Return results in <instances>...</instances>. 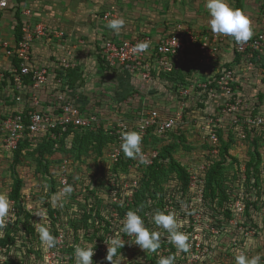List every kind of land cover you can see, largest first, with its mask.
<instances>
[{
    "label": "rangeland",
    "instance_id": "obj_1",
    "mask_svg": "<svg viewBox=\"0 0 264 264\" xmlns=\"http://www.w3.org/2000/svg\"><path fill=\"white\" fill-rule=\"evenodd\" d=\"M187 28L194 33H212L211 30L194 31ZM259 54L260 59H253L250 65L242 60L244 70L253 71V75L244 71L247 78L240 84L239 89L247 99L245 105L255 106L253 114L264 112V87H260L259 94L257 90L258 85L264 86V72L261 70V66L264 68V42ZM192 59V57L185 59L183 68L177 70H185L186 73L179 81L180 83L195 81L199 79V76L204 75L203 71H197V73L194 71L195 55L194 60ZM219 63H221L219 58L211 61L207 71L211 73L219 71L221 67ZM113 77L116 78L118 75ZM130 78L127 73L122 75L120 81L116 78L109 86L113 88L116 83L120 85L125 80L129 82ZM157 78L156 81L163 83L160 86L143 89L130 84L125 88L116 87V91H112L111 88V90L105 89L100 98H95L91 93L84 91L81 95H84L82 103L85 101L97 103V101L102 102L103 99L104 102L109 103L108 108L103 111H106L104 115L100 114L101 109L96 111L97 104H95L97 105L95 110L93 109L95 105L84 107L86 110L96 111L98 119V126L95 124L93 131L97 137H91L87 143L77 141L69 150L44 153V157L31 146L17 153V157L15 154L5 155L0 152V194L6 195L11 204L6 224L14 221L13 226L19 229L17 233H14L15 245L8 249L7 258H13L19 264H75L74 247L76 245L94 247L92 243L94 241L92 257L94 264H110L106 260L107 244L110 243L111 238L118 237L124 244L120 250L121 264H158L161 256H169L172 252L176 256L175 264H236L235 257L241 253L248 257L259 255L260 264H264V223L262 218H259V214H254V210L251 213L244 212L243 216L247 223H237L234 228L230 226L223 233L213 234L212 228L215 229L219 221L218 215L221 213L220 225H227V222L235 224L234 212H230V216L226 217L221 212L219 197H215L213 203L210 202L209 197H206L207 200L203 197L202 201L198 202L194 199L192 191L187 187L182 190L174 174L168 171L159 176L166 193L164 206L158 210L154 199L148 205L147 211L139 207L141 209L139 214L142 218L149 219L150 225H146L148 228L163 231L156 229V226L151 223V215L156 211L175 212L182 224L179 231L189 236L191 245L189 251L178 252L174 246L169 245L166 238H162L163 245L158 250V255L145 253L133 243L134 238L119 231L125 212L138 209L134 204L137 198L135 196L139 193L138 190L146 173V168H141L143 165L139 160L125 157L120 150L121 134L135 131L134 114L140 107V101L144 102L146 107L159 108L163 114L175 111L180 103L184 105L180 123L168 133L167 137L154 139L148 136L143 139L144 152L155 151L157 157L161 153L159 161L163 165L168 166V162L163 159L166 157L184 167L194 168L198 173L204 161L212 160L209 157V144L202 138L201 126L204 116L201 113L203 108L198 103L200 95L202 96L201 89L194 87L188 94H179L178 90L175 91L170 86L168 83L170 81L163 82L162 80H165L163 77ZM164 78L168 79V76ZM107 79L109 78L106 77ZM237 79L240 82L243 81L240 78ZM258 95L261 97L259 98ZM217 117L220 121L216 123L218 126L221 125L215 126L220 128L217 134L221 143L220 151L226 148L224 156L218 153L221 158H224L223 184L228 192H235L240 182L241 168H246L247 160L252 159L258 167V161L264 155V131L253 127H246L245 131L239 127L234 128L235 125L230 120L231 115L220 111ZM122 125H125L124 130L121 129ZM62 158L66 159L68 169L61 172L59 166ZM41 163L47 164V172ZM61 173L65 174L67 184L73 188L70 196L59 193V188H62H58ZM16 179L20 181L17 207L9 196L11 185ZM127 203L128 206H126ZM48 206L52 208V216L49 214ZM24 211L31 215L30 221L34 224L32 234L21 227ZM83 211L91 213L87 224L82 217ZM97 211L101 212V222H95L92 216ZM120 211H122L121 216ZM72 222L78 228L75 233L71 226ZM36 223L50 225L52 235L57 238L55 248L45 250L41 247ZM251 229L255 230L253 235H251ZM94 230H99L101 233L99 240L95 237ZM167 235L165 232L164 236L167 237Z\"/></svg>",
    "mask_w": 264,
    "mask_h": 264
},
{
    "label": "built area",
    "instance_id": "obj_2",
    "mask_svg": "<svg viewBox=\"0 0 264 264\" xmlns=\"http://www.w3.org/2000/svg\"><path fill=\"white\" fill-rule=\"evenodd\" d=\"M15 0H0V10L6 9L10 6V2ZM30 10L26 9L23 13L29 14ZM21 37L16 41L15 47L9 48L4 41H0L2 47L7 48V54H13L18 59V65L6 73H0V85L9 87L12 90L11 99L16 104H27L26 108L8 111L0 110V152L5 155L13 154L22 139L30 138L32 142L36 138L48 134L53 142V150H59L60 135H63L69 128L78 129L90 127L96 124L98 126V119L94 113H87V110H82L80 101L77 97L73 99L68 89L64 88V81H57V89L55 88V106L51 109H42L39 107V99L36 90L44 88L48 81L49 71L46 66H36L31 57V42L33 36L42 35L45 32L43 24H37L30 28L26 24L21 25ZM225 39V36L217 35L215 33H194L186 29L181 33H171L162 37L158 41L153 42L150 37L142 36L134 39H125L120 42L111 39L105 40L101 45L102 57L107 67L111 69H120L125 71L130 76L144 80L145 82H153L160 72L170 73L175 70H180L183 67L185 59L190 55H195V64L197 71H207V67L211 61H216L218 58L219 42ZM150 42V48L147 53L136 55L132 52V48L139 42ZM264 42V34L257 32L253 37L244 44H235L233 42L232 51L234 54H239L248 65L252 64V60L256 59L259 52L262 50ZM60 66L63 68L74 66L65 58L60 60ZM247 66V65H246ZM157 74L155 77L153 72ZM216 74L217 77H216ZM29 76L26 82L25 77ZM209 79L213 84L209 85ZM7 81L6 85L2 82ZM235 79V70L233 66L222 67L219 71L207 79H199L184 83H175L176 90L179 94H188L189 90L196 87L206 93L207 98L204 99V106L202 115L204 116L202 122V138L205 139L210 147L209 157L212 159L218 154L219 139L214 127L220 121L217 117L219 111L231 115V123L239 129L242 126L254 127L264 131V112L253 114L255 106H250L246 103V97L239 90ZM28 86V87H27ZM31 87L33 91L28 89ZM30 94H28V93ZM27 93L28 98L23 95ZM213 105V107H210ZM84 108V107H83ZM216 108V111H214ZM184 112V105L180 103L177 109L169 114H163L157 108H146L141 106L134 114L135 131L140 132L142 137L150 133L156 135L158 138H165L168 131H171L181 121ZM215 121L212 123V121ZM221 125H219L220 127ZM122 130L125 125H122ZM243 135V134H242ZM65 142L70 143V137H65ZM143 148V140H142ZM143 156L147 160L146 164H142L141 168H147L157 158L155 151H143ZM147 152V154H145ZM117 154V153H116ZM59 171H66L68 164L65 158L60 160ZM213 163L212 160H206L200 167V173L194 168H187L188 184L187 189L191 190L194 199L198 202L202 201L204 197L205 185V171ZM65 167H67L65 169ZM207 168V169H206ZM206 169V170H205ZM245 169L241 168L240 182L236 191L228 192L227 206L233 215L234 223L227 225H220L216 223L215 229L212 228L213 234H219L226 231L227 227L234 228L237 223H241L242 214L245 211L247 201H255L259 214L264 223V155L261 157L258 164L257 182L250 186L251 189H244L243 183L246 179L244 173ZM254 180H251V184ZM67 184V177L64 173L59 175L58 188L59 193ZM250 184V185H251ZM129 204L127 203L126 206ZM254 209L250 208L249 213ZM126 213V212H125ZM124 217V214H123ZM144 219V218H143ZM243 230L244 227L242 226ZM211 230V227H210ZM252 230L253 235L255 233ZM6 248L0 242V263L3 260Z\"/></svg>",
    "mask_w": 264,
    "mask_h": 264
},
{
    "label": "crops",
    "instance_id": "obj_3",
    "mask_svg": "<svg viewBox=\"0 0 264 264\" xmlns=\"http://www.w3.org/2000/svg\"><path fill=\"white\" fill-rule=\"evenodd\" d=\"M229 3L232 7L242 10L250 18L254 34L264 33V0H229ZM26 9L30 10L29 14L23 13ZM119 17L124 18L126 24L120 35H116L106 25L111 19ZM209 18L205 0H15L10 2L8 8L0 10V41L6 42L8 47L13 49L19 39L16 36L19 30L18 23L20 26L26 24L30 28L43 24L45 32L39 36L34 35L31 42V57L34 64L46 66L49 71L46 86L36 90L40 102L39 107L51 109L55 106L57 81L63 80L64 88L68 89L69 95L73 99L75 97L79 99L83 112L86 110L83 107L97 104L96 111L101 109L100 114L104 115L106 111H103L108 108L109 103L104 102V99L97 103L96 101L82 103L84 95H81L84 91L91 93L95 98H100L105 89L116 91V87L125 88L130 84L146 89L163 84L156 81L157 77L153 82H145L130 76L129 82L125 80L120 85L116 83L111 88L109 85L113 84L116 78L120 81L122 75L127 73L118 68H108L104 62H101L99 56L102 57L101 45L105 40L120 42L125 39L147 36L155 42L167 34L181 33L188 29L187 27L194 31H209L211 30ZM233 42L229 37L219 42L218 58L221 61L220 69L225 66L234 67L235 79L240 89V84L245 81L247 74L244 73L246 70L242 62L243 57L240 56L238 60H235L236 54L232 51ZM6 49L0 45V73L9 72L17 65L16 57L13 54H7ZM260 54L256 59H260ZM191 57L194 60L193 54L190 55ZM62 58L74 63V66L61 67L59 63ZM193 69L197 73L195 65ZM261 70L264 72L263 66ZM184 71H178L180 77L175 81L168 80L171 87L175 83H180L179 81L186 74ZM246 72L253 75V71ZM203 73L204 75L200 76L202 79H207L213 74L204 70ZM114 75L118 77L115 78ZM106 77L109 79L106 80ZM237 78L243 81L240 82ZM6 82L2 83L6 85ZM258 86L259 94L260 87L264 86ZM30 90L33 91L31 87L28 92ZM12 92L9 87L0 85L1 111L26 108L27 104L24 101L16 104L11 99ZM27 93L23 95L25 98L30 95ZM258 97L260 98L261 95ZM141 102H139L140 107L145 105ZM97 105L94 106V110ZM96 111L87 110V113L96 115Z\"/></svg>",
    "mask_w": 264,
    "mask_h": 264
},
{
    "label": "clouds",
    "instance_id": "obj_4",
    "mask_svg": "<svg viewBox=\"0 0 264 264\" xmlns=\"http://www.w3.org/2000/svg\"><path fill=\"white\" fill-rule=\"evenodd\" d=\"M205 8L209 14V26L213 33L231 38L235 44H244L253 37V28L250 18L240 9L234 8L230 5L229 0H205ZM126 21L124 18L111 19L106 27L120 35L124 28ZM150 48V42L142 41L137 43L132 52L136 55L147 53ZM143 137L140 132L127 131L121 134L120 150L124 156L139 160L141 164H146L147 160L142 152ZM73 192L71 185L65 184L62 189V195L70 196ZM11 204L8 197L0 194V236H3V230L7 227L6 220L10 215ZM141 209L129 210L126 212L124 219L121 221L119 231L126 234L128 237L134 238V244L138 245L145 253H156L161 248L162 238H166L178 252L187 253L191 247L189 236L179 231L182 226L177 219L175 212L156 211L151 215V223L156 226L153 230L145 225V221L139 214ZM36 232L38 234L41 247L45 250H50L56 247L57 238L52 235L50 225L36 223ZM167 233V237L164 233ZM94 247V241L92 242ZM123 243L118 237L110 239L107 244L106 260L110 264H121L120 250ZM93 246L74 247L75 264H94L92 257L94 256ZM3 260H7L4 256ZM176 256H161L158 264H175ZM236 264H260V256L256 255L248 257L241 253L235 257Z\"/></svg>",
    "mask_w": 264,
    "mask_h": 264
},
{
    "label": "trees",
    "instance_id": "obj_5",
    "mask_svg": "<svg viewBox=\"0 0 264 264\" xmlns=\"http://www.w3.org/2000/svg\"><path fill=\"white\" fill-rule=\"evenodd\" d=\"M20 23H18V32H17V38H20L22 33H21V29H20ZM235 60H238L240 55L236 54L235 55ZM101 59V62H104L103 57L99 56ZM15 63L18 65V59H16ZM227 67V66H225ZM154 77L157 75L154 73V71L152 72ZM218 74H216L217 77ZM164 76H168V79L164 78ZM159 77H163V79L165 80H173L175 81V79H177L178 77H180L179 73L177 70L172 71L170 73H166V72H160L159 73ZM29 78V76L25 77V80H27ZM213 84V82L209 79V85ZM173 88L176 90L175 85H172ZM202 92V96L200 95V99L198 101L199 105L201 106V108H203L204 106V99L207 98L206 93ZM146 108H155V107H146ZM219 127V126H218ZM243 130H246V126H242L241 127ZM254 128V127H253ZM214 129L216 130V133L219 134V130L220 128H216L214 127ZM257 129V128H256ZM95 130L94 125L90 126V127H81L78 129H71L69 128L63 135H60L58 137L59 139V150H69L72 148L73 145H75V143L77 141H84L85 143L89 142L90 138L93 137H97L96 133H94L93 131ZM173 130V129H172ZM171 130V131H172ZM244 130V131H245ZM171 131L167 132L170 133ZM99 132V130H98ZM166 135V137H167ZM154 138V139H159L156 135L150 133L149 135L145 136L143 139L145 138ZM65 137H70V143H66L65 142ZM31 139L28 137H25L24 139H22L17 147V149L15 151H13V154L16 155L17 157V153L23 152V150L27 147H32L33 150H37L38 153L40 155H44V153H54L53 150V142L52 140L49 138V135H43L42 137L36 138L34 142L31 143ZM220 147H221V143L219 142L218 148L219 151L218 153L223 155L226 153V148L223 149V151H220ZM58 150V151H59ZM222 150V149H221ZM161 153L158 154V157L153 161V163L151 165H149L146 168V173L144 175V178L142 179V183H141V187L138 190L139 193L136 194L135 197H137L134 201V204L136 207H140L141 209H145V211L148 210V205L150 203L153 202V200L155 199L156 203L155 205H157V209L160 210L164 204H165V199H166V193L162 187V180L160 179V174H163L165 172H171L174 174V176L176 177L178 183H180L182 190L185 189L187 187L188 184V173L186 171V167L180 165L179 163L175 162L173 159H171V161L164 157L163 159H165L164 161L168 162V166L163 165V163L161 161H159V159H161L160 155ZM218 156V157H217ZM44 157V156H43ZM213 159V163H212V167H210L208 170L205 171V185H204V197L205 200L206 197L210 198V202L213 203L215 197H219V202H221V206H222V210L221 212L223 214L226 215V217L230 216V209L227 206V201H228V189L225 188V185L223 184V175H224V158H221L218 154L212 158ZM42 160V159H41ZM43 161V160H42ZM259 162V161H258ZM41 165L43 166V169L45 170V172H47L48 168H47V164L46 163H41ZM245 175H246V179L243 183V187L244 189H251L250 186H253L256 184V179H257V173H258V167L255 166V162L250 159L247 160V162L245 163ZM240 178V177H239ZM251 180H254V183L251 184ZM240 181V179H239ZM251 184V185H250ZM10 198L11 200H13L17 207L18 205V200H19V196H20V181L19 180H15L12 185H11V189H10ZM153 205V206H155ZM254 209V214L258 215L257 212V206L255 204V201H247L246 202V207H245V213L249 212L250 208ZM127 209V208H125ZM143 209V210H144ZM247 209V210H246ZM48 210H49V214L52 216V208L50 206H48ZM121 212V213H120ZM119 212V215L121 216L122 211ZM91 216V213H88L87 211H83L82 217L83 219H85L84 223L87 224L88 222V218ZM94 220L95 222H99L101 220V212L97 211L94 215ZM219 216V223L221 220V213L218 215ZM31 215L30 213H28L27 211H24L23 213V220L21 222L22 224V228L26 230V232H28L29 234H32L34 232V224L32 221H30ZM146 217H144L145 219ZM149 219H145V225H150ZM101 222V221H100ZM107 222V221H104ZM241 223H247L245 221V218L242 214ZM255 224V223H254ZM14 225V221H9L7 223V227L3 230V236H0V242L1 244L6 248L5 253L7 254V256L9 255V250L10 247H12L13 245H15V234L17 233V231L19 230L17 227L13 226ZM71 226L74 229V233L76 232L77 225L74 224V222L71 223ZM254 227L257 225H253ZM156 228V227H155ZM264 231V228H263ZM94 234L95 237L97 238V240H99L101 238V233L99 232V230H94ZM163 244L161 243V246ZM171 247L173 246L172 244H169ZM9 249V250H8ZM31 249V248H30ZM5 254V255H6ZM171 255H175L174 252H172ZM6 256V257H7ZM0 264H19L17 261H15L13 258L9 259L7 258L6 261L1 262Z\"/></svg>",
    "mask_w": 264,
    "mask_h": 264
}]
</instances>
